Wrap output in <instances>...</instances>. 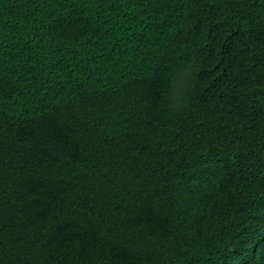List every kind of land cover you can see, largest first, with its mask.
Instances as JSON below:
<instances>
[{"label":"trees","instance_id":"1","mask_svg":"<svg viewBox=\"0 0 264 264\" xmlns=\"http://www.w3.org/2000/svg\"><path fill=\"white\" fill-rule=\"evenodd\" d=\"M0 264H264V0H0Z\"/></svg>","mask_w":264,"mask_h":264}]
</instances>
